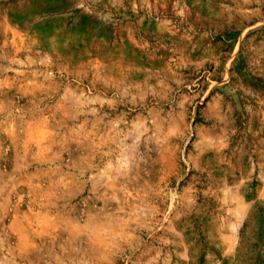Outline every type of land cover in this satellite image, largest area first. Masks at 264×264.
<instances>
[{"label": "rangeland", "instance_id": "rangeland-1", "mask_svg": "<svg viewBox=\"0 0 264 264\" xmlns=\"http://www.w3.org/2000/svg\"><path fill=\"white\" fill-rule=\"evenodd\" d=\"M0 264H264V0H0Z\"/></svg>", "mask_w": 264, "mask_h": 264}]
</instances>
